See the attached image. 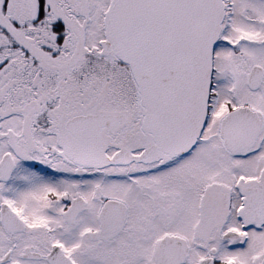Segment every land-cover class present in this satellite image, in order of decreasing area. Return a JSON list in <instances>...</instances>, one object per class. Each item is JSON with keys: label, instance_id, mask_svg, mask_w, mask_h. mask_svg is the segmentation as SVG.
<instances>
[{"label": "snow or ice", "instance_id": "1", "mask_svg": "<svg viewBox=\"0 0 264 264\" xmlns=\"http://www.w3.org/2000/svg\"><path fill=\"white\" fill-rule=\"evenodd\" d=\"M0 264H264V0H0Z\"/></svg>", "mask_w": 264, "mask_h": 264}]
</instances>
